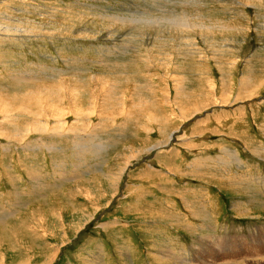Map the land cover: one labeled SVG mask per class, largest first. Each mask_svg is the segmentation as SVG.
<instances>
[{
	"label": "rangeland",
	"instance_id": "rangeland-1",
	"mask_svg": "<svg viewBox=\"0 0 264 264\" xmlns=\"http://www.w3.org/2000/svg\"><path fill=\"white\" fill-rule=\"evenodd\" d=\"M261 236L264 0H0V264H264Z\"/></svg>",
	"mask_w": 264,
	"mask_h": 264
},
{
	"label": "bare ground",
	"instance_id": "bare-ground-1",
	"mask_svg": "<svg viewBox=\"0 0 264 264\" xmlns=\"http://www.w3.org/2000/svg\"><path fill=\"white\" fill-rule=\"evenodd\" d=\"M176 19H177V17H175ZM159 20V19H158ZM146 21V20H145ZM160 21V20H159ZM182 22L184 25H188V26H186V28H189L190 27V25L191 26H197L196 24H191L192 23V20L190 19V18H187V16L186 15H184V19L183 20H180V17H178V19L177 20H173V24H177L178 22ZM148 23V22H147ZM146 23V24H147ZM149 23H151V22H149ZM147 26V25H146ZM172 29V28H171ZM23 81V80H22ZM78 92V91H77ZM82 94V93H81ZM82 105V104H81ZM81 111H83V110H81ZM78 112V111H77ZM82 113V112H81ZM80 113V114H81ZM82 115H83V113H82ZM86 116V115H85ZM81 118V117H80ZM200 137V136H199ZM116 176V175H115ZM242 236V235H241ZM35 237V236H34ZM237 237V236H236ZM261 237H264V236H261ZM261 242L262 243H264V241L263 240H261ZM261 255V254H260ZM192 261V260H191ZM203 263V262H202Z\"/></svg>",
	"mask_w": 264,
	"mask_h": 264
}]
</instances>
